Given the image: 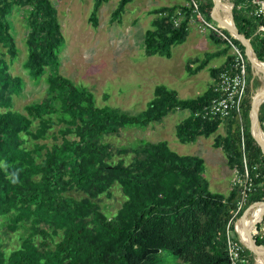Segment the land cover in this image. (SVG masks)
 Here are the masks:
<instances>
[{
	"label": "trees",
	"instance_id": "obj_1",
	"mask_svg": "<svg viewBox=\"0 0 264 264\" xmlns=\"http://www.w3.org/2000/svg\"><path fill=\"white\" fill-rule=\"evenodd\" d=\"M103 1L93 0L88 16L92 25ZM128 1L119 0L111 15L119 14ZM190 1L153 10L142 39L145 55L170 57L171 46L187 35L188 16L194 8L205 21L216 24L210 19L211 0ZM219 2L223 9L225 2ZM232 2L237 30L249 40L256 59L264 61L261 41L253 34L255 18L246 14L244 0ZM13 5L25 6L24 68L32 78L47 69L44 97L23 105V112L12 109V96L19 92L21 80L8 70L16 55L6 17ZM177 13L183 16L175 23ZM219 31L245 58L242 44L225 29ZM62 40L51 0H0V217L7 219L8 231L21 227L23 234L18 246L8 250L0 238V264H153L161 249L187 264H230L226 228L238 241L234 220L245 205L264 201V157L249 129L259 79L246 58L240 124L235 116L207 119L194 115L210 99L213 79L231 61L229 54L221 64L209 68L212 80L199 95L181 99L173 89L156 84L145 109L125 114L96 106L89 90L57 72L56 50ZM203 65L201 62L197 68ZM186 71L195 72L189 66ZM177 109L188 112L175 125L179 142L206 137L223 126L224 133L214 136L213 146L222 150L227 167L235 174L226 194L207 189L200 157L178 154L164 140H144L129 149L101 140L125 125L144 126ZM256 120L264 131V99ZM60 123L56 141L50 145L39 142ZM115 154L121 157L114 161ZM245 171L248 183H244ZM113 185L123 201L109 215L98 199L108 196ZM243 187V202L235 212ZM263 222L264 211L256 228ZM254 237L264 245V236ZM242 247L247 263L259 264Z\"/></svg>",
	"mask_w": 264,
	"mask_h": 264
},
{
	"label": "rangeland",
	"instance_id": "obj_2",
	"mask_svg": "<svg viewBox=\"0 0 264 264\" xmlns=\"http://www.w3.org/2000/svg\"><path fill=\"white\" fill-rule=\"evenodd\" d=\"M51 1L63 36L56 50V70L77 87L89 90L96 106H107L125 114H137L146 108L156 84L173 89L178 98L194 97L207 87L210 81L209 68L221 64L226 55H232V47L227 39L224 41L225 38L218 29L220 27L210 22L218 28L204 26L200 30L197 25L199 20L193 15V10L188 16L187 35L183 42L171 46L170 57L145 55L142 39L154 17L153 10L160 6L187 5L186 0H129L115 16L111 14L119 0H105L96 11L95 25L88 18L93 0ZM224 1L233 7L232 0ZM175 15L176 21L183 16L181 13ZM6 17L16 46V55L9 62L8 70L21 80L19 92L12 96V109L23 112V105L44 97L47 69L40 76L32 78L23 66L26 58L25 6L13 5ZM210 35L218 38L217 41L214 42ZM0 51H3L1 46ZM201 62L204 63L203 67L197 68ZM186 66L193 68L195 73L189 74ZM253 74L259 79L252 96L254 100L263 87L262 77L254 71ZM187 114L186 110H175L144 126L125 125L115 134L105 135L101 140L126 149L144 140H164L178 154L200 157L204 164L201 174L207 182V189L226 194L235 174L227 167L222 150L213 146L214 136L223 134L224 128L219 125L214 133L206 137L198 136L190 142H179L174 133L175 125ZM60 126L61 123L55 124L39 142L50 145L56 141ZM30 144L27 142L26 146L29 147ZM120 157L121 155L115 154L113 159L115 161ZM128 157L124 156L125 162ZM122 201L123 195L113 185L108 196L101 195L98 204L110 215ZM251 205L243 216L250 222L256 209V204ZM239 216L233 222L234 227L240 221ZM6 224L7 219L0 217L1 245L8 250L18 246L23 234L21 227L8 231ZM261 225L259 231L263 230ZM153 264L187 263L168 249H161L155 254Z\"/></svg>",
	"mask_w": 264,
	"mask_h": 264
},
{
	"label": "built area",
	"instance_id": "obj_3",
	"mask_svg": "<svg viewBox=\"0 0 264 264\" xmlns=\"http://www.w3.org/2000/svg\"><path fill=\"white\" fill-rule=\"evenodd\" d=\"M242 7L246 11V14L250 17H254L255 21L257 22L253 30V34H255V36L260 39L262 52L264 54V0H244ZM193 12L195 17L199 20L197 25L200 30L203 29L204 26L212 29L218 28L212 25L210 21H205L195 8L193 9ZM224 38L226 39L225 36ZM230 46L232 47L231 61L224 69L217 72L211 86L210 99L205 105L201 107V109L196 111L194 115L207 119L214 117L225 119L229 116H235L240 124V102L245 91L246 62L240 50L234 44L230 43ZM248 180L249 179L245 171L244 183L246 181L248 183ZM244 188L245 187H243L241 190V198L237 202L235 212L239 209L243 202ZM262 225L261 229L263 230L259 231L260 229L256 228L253 234L255 233V235L264 236V225ZM225 242L230 264H249L246 261L241 243L233 239L232 233L228 231L227 228L225 230ZM256 263L261 264L257 260Z\"/></svg>",
	"mask_w": 264,
	"mask_h": 264
},
{
	"label": "water",
	"instance_id": "obj_4",
	"mask_svg": "<svg viewBox=\"0 0 264 264\" xmlns=\"http://www.w3.org/2000/svg\"><path fill=\"white\" fill-rule=\"evenodd\" d=\"M211 1H212V12L210 15V19L213 18L215 5H216L215 0H211ZM216 22L220 26L221 24L220 20H217ZM220 27L222 28L223 26H220ZM222 29H225L232 38L238 40L242 44L245 58L250 64V68L252 69V72L254 71L255 74H258L262 77V87L263 88L260 91L261 92L260 97L257 100H252L251 111L249 113V129H250L252 137L254 138L256 143L259 145L262 155L264 157V131L258 126L257 120H256L257 109L264 99V62L256 59L255 53L249 43V40L246 37H244L243 34L239 33L236 26L234 25V22L231 26L229 27L225 26ZM254 204L260 206L261 208L260 215H261V213L264 211V201H257V202H254ZM251 206H252L251 204L248 205L244 209V211H242L241 215L239 216L240 219L243 218L246 210H248ZM256 222H257V219L251 222V226H250L251 228L245 235L239 234L236 231V228L234 226L233 227H234V232L237 235L238 241L244 247H246L250 252H252L256 258H258V262H260L261 264H264V245L256 243L255 237L253 235V232L256 229V226H255Z\"/></svg>",
	"mask_w": 264,
	"mask_h": 264
},
{
	"label": "bare ground",
	"instance_id": "obj_5",
	"mask_svg": "<svg viewBox=\"0 0 264 264\" xmlns=\"http://www.w3.org/2000/svg\"><path fill=\"white\" fill-rule=\"evenodd\" d=\"M219 1L220 0H215V3H216L215 10H214L213 18H211V19L213 21H215V22L217 20H220V23H221L220 26L229 27V26H231L233 24V18H232V15H231V4L229 2H227V1L222 0V1L225 2V7L223 9H221ZM216 24H217L218 27H220L217 22H216ZM260 94H261V92H260ZM260 94L254 100H257L260 97ZM260 212H261L260 206L256 205V209L253 212V218H252L251 222L258 218V216L260 215ZM251 222L248 219H245V217H243L237 223V225L235 227L236 231L239 234L245 235L249 231V229L251 228L250 227L251 226ZM259 259H261V258H259Z\"/></svg>",
	"mask_w": 264,
	"mask_h": 264
},
{
	"label": "crops",
	"instance_id": "obj_6",
	"mask_svg": "<svg viewBox=\"0 0 264 264\" xmlns=\"http://www.w3.org/2000/svg\"><path fill=\"white\" fill-rule=\"evenodd\" d=\"M215 67H216V66H215ZM194 73H195V72H194ZM194 73H192V74H194ZM209 76H210V75H209ZM211 80H212V79H211V77H210V81H209V83L211 82ZM209 83H208V84H209ZM177 110H185V109H177ZM203 168H204V164H203ZM256 260L258 261V258H257Z\"/></svg>",
	"mask_w": 264,
	"mask_h": 264
}]
</instances>
